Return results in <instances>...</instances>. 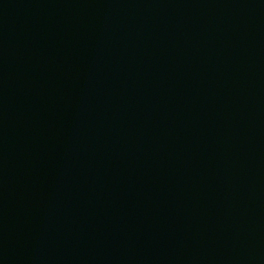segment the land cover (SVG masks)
Masks as SVG:
<instances>
[{
	"label": "water",
	"instance_id": "1",
	"mask_svg": "<svg viewBox=\"0 0 264 264\" xmlns=\"http://www.w3.org/2000/svg\"><path fill=\"white\" fill-rule=\"evenodd\" d=\"M0 264H264V0H0Z\"/></svg>",
	"mask_w": 264,
	"mask_h": 264
}]
</instances>
